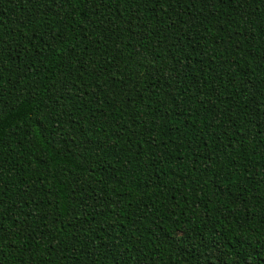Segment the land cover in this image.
<instances>
[{"label":"trees","instance_id":"obj_1","mask_svg":"<svg viewBox=\"0 0 264 264\" xmlns=\"http://www.w3.org/2000/svg\"><path fill=\"white\" fill-rule=\"evenodd\" d=\"M258 103L264 0H0V264H264Z\"/></svg>","mask_w":264,"mask_h":264},{"label":"snow or ice","instance_id":"obj_2","mask_svg":"<svg viewBox=\"0 0 264 264\" xmlns=\"http://www.w3.org/2000/svg\"><path fill=\"white\" fill-rule=\"evenodd\" d=\"M148 2H151V0H148ZM153 11H155V5L153 4ZM257 107L258 108H262V109H264V104H260V103H258L257 104ZM259 115H260V118L262 119V120H264V111H261L260 113H259ZM117 264H122V262L121 261H117Z\"/></svg>","mask_w":264,"mask_h":264}]
</instances>
